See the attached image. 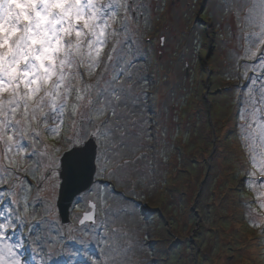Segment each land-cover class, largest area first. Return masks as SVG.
<instances>
[{
  "label": "rangeland",
  "instance_id": "obj_1",
  "mask_svg": "<svg viewBox=\"0 0 264 264\" xmlns=\"http://www.w3.org/2000/svg\"><path fill=\"white\" fill-rule=\"evenodd\" d=\"M127 3L128 28L118 39L131 43L118 45L108 70V77L123 72L116 81L123 102L112 117L120 126L107 145V171L72 206L67 228L57 208L60 181L55 173L45 178L43 145L36 156L16 157L11 199L19 201L24 226L10 234L25 244L22 259L41 264L53 251L49 264H61V247L73 250L83 240L98 264H245L248 254L252 264H264V144L257 128L264 113L254 120L253 108L262 106L251 103L264 91V67L245 54L261 46L252 29L237 25L235 0ZM54 143L45 133L43 144ZM12 184L5 177L0 187ZM91 202L97 221L79 225ZM29 225L32 238L41 237L36 244L27 239Z\"/></svg>",
  "mask_w": 264,
  "mask_h": 264
},
{
  "label": "snow or ice",
  "instance_id": "obj_2",
  "mask_svg": "<svg viewBox=\"0 0 264 264\" xmlns=\"http://www.w3.org/2000/svg\"><path fill=\"white\" fill-rule=\"evenodd\" d=\"M128 8L127 0L123 5L120 0H0V185L5 177L13 178L6 190L0 187V264H29L22 259L25 244L10 234L24 226L19 201L11 199L19 170L17 156H36L43 145L40 154L48 160L45 178L55 173L61 187L71 186L85 174L88 184H94L93 173L99 177L107 171V145L120 126L112 117L118 115L117 102H123L118 95L123 86L116 83L123 72L108 77V70L115 67L113 53L118 45L131 43L127 37L118 39L128 28ZM231 11L237 25L252 29L253 43L261 46L258 52L246 48L245 54L255 56L264 67V0H235ZM251 103L262 106L253 108L255 120L264 113V91L259 102ZM243 113L242 109L241 118ZM257 128L264 144V119L257 121ZM45 133L55 141L51 146L43 144ZM259 155L264 164V152ZM250 162L257 165L255 149H250ZM23 199L27 212V195ZM81 199L77 196L76 202ZM9 200L16 207L9 206ZM260 207L264 208V201ZM89 208L77 217L82 226L95 222L96 205L90 203ZM28 227L27 239L36 244L41 237L33 239L32 226ZM88 243L81 240L73 250L62 246L61 264H98L89 256ZM35 255L33 248V261ZM55 255L44 253L41 264H49Z\"/></svg>",
  "mask_w": 264,
  "mask_h": 264
},
{
  "label": "water",
  "instance_id": "obj_3",
  "mask_svg": "<svg viewBox=\"0 0 264 264\" xmlns=\"http://www.w3.org/2000/svg\"><path fill=\"white\" fill-rule=\"evenodd\" d=\"M94 177L95 174L93 173L92 176L93 180ZM92 185L93 184H88V176L87 174H85L83 178L78 177L72 183L71 186L68 185L67 183H65L63 187L60 186L58 208H59L60 217L62 219V223L64 225H68L70 223V209L77 196L89 191ZM95 220H96V210H95Z\"/></svg>",
  "mask_w": 264,
  "mask_h": 264
},
{
  "label": "trees",
  "instance_id": "obj_4",
  "mask_svg": "<svg viewBox=\"0 0 264 264\" xmlns=\"http://www.w3.org/2000/svg\"><path fill=\"white\" fill-rule=\"evenodd\" d=\"M241 248H242V247H240L239 249H241ZM246 249H248V247H246ZM249 251H252V250H249ZM240 252H241V251H240ZM253 256H254V254H253ZM253 256H252V254H251V255H250V254L246 255V256L244 257V259L242 258V259L245 261V262L243 261V263H245V264H250V263H251V264H252V257H253Z\"/></svg>",
  "mask_w": 264,
  "mask_h": 264
}]
</instances>
